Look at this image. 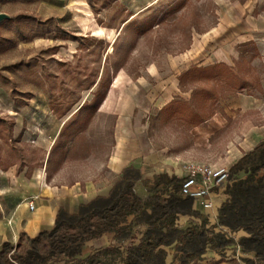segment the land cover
Masks as SVG:
<instances>
[{
	"label": "rangeland",
	"instance_id": "obj_1",
	"mask_svg": "<svg viewBox=\"0 0 264 264\" xmlns=\"http://www.w3.org/2000/svg\"><path fill=\"white\" fill-rule=\"evenodd\" d=\"M0 13V117L13 118L28 103L50 104L54 114L52 131L58 136L52 151L62 159V176L70 183L107 168L119 102L132 97L140 107H146L164 82L173 85L172 81L185 69L219 64L217 60L224 52L235 55L242 49L239 39L243 32L252 31L254 17L264 15V0H0ZM96 27L100 28L99 34H93ZM250 53L251 50L243 52L239 59L250 72L247 80L252 86L262 69H251L247 61ZM115 75L119 82L111 87ZM191 75L178 82L175 98L163 114L157 113L156 106L146 111L150 143L167 152L186 150L196 157L228 165L231 173L225 190L248 176L259 179L264 168L254 175L245 169L233 171L231 166L242 156L228 157L226 150L238 144L235 138L243 129L248 130L243 119L258 122L262 115L253 108L242 114L227 115L222 111L227 123L205 142L203 127L191 131V125L182 119L188 116L186 105L203 113L214 108L220 111V102L213 106L211 98L203 102L206 94L202 88L215 89L220 98L234 90L226 83L221 86L222 81H210L199 73ZM232 80L235 85H242V78ZM103 102L107 103L101 106ZM29 113L35 120L44 117L43 110L25 111L26 117ZM60 119H65V123L58 131ZM248 145L252 142L244 147ZM261 151L256 154V164L264 163V149ZM250 159L243 161L248 164ZM177 184L174 181V196ZM237 199L240 204L241 195L235 194L234 201ZM258 203L260 193L256 191L254 196L244 198L241 213L250 217L251 209ZM187 208L186 201L176 205V210L182 212ZM158 209L155 218L161 213ZM191 211L207 219L205 214ZM174 216L175 211L169 209L162 218L164 224L170 226ZM229 216L234 218L237 214ZM148 218L140 213L137 219L144 224ZM208 229L213 245L219 249L227 247L229 254L224 253L225 257L243 249L239 244L242 236L230 227ZM162 233L166 236L168 229ZM32 238L22 236L17 242H10L8 255H23L27 249L36 248L46 259L40 264L63 263L61 258L47 256L40 247L42 239ZM244 248L260 249V245L248 242ZM134 258L142 260L139 254ZM101 259L100 264L126 262L121 255Z\"/></svg>",
	"mask_w": 264,
	"mask_h": 264
},
{
	"label": "crops",
	"instance_id": "obj_2",
	"mask_svg": "<svg viewBox=\"0 0 264 264\" xmlns=\"http://www.w3.org/2000/svg\"><path fill=\"white\" fill-rule=\"evenodd\" d=\"M252 26V31L243 32L239 46L246 41L257 44L259 54L251 59L247 58V61L252 70L258 67L262 69L258 80L252 86L249 85L247 78L250 72L244 69L239 59L244 56L240 55L241 49L232 56L224 52L217 60L219 64H216L222 73L221 81L234 91L215 101V104L220 102V111L217 108L211 109L214 111L205 115L204 120L197 124L187 121L191 125V131L203 127L204 141L208 142V137L227 123L223 112L227 115L234 112L242 114L247 109H257L262 117L258 122L249 118L246 122L245 119L242 120L244 127L247 125L249 128L237 135L235 139L238 144L235 147L226 150L228 157H240L264 140V15L254 17ZM234 77L238 80L242 78V85H235L232 80ZM178 82V77L172 81L173 85L164 82L152 94L151 103L146 107H140L132 97L119 102L113 124V145L107 154V168L93 177L85 175L70 183L63 179L62 159L52 151L58 136H54L52 131L54 114L50 104L28 103L13 118L0 117V246L5 241L15 243L22 236L35 237L42 230H52L60 211L78 213L83 205L100 197H108L124 172L132 166L139 172V177L133 183V190L142 198H147L150 194L154 196L157 205L162 207L161 213L156 216L159 222L164 220L162 218L169 209L175 211L170 226L159 224L149 227V230L160 233L169 229L168 238L158 242L153 248L154 253L149 262L140 260L137 264H246V257L253 258L255 252L252 249H242L241 252L235 250L225 257L224 253L229 254L227 247L219 249L212 244V237L208 236L209 226L214 229L227 226L220 222L218 215L228 196L225 188L213 192L214 204L206 209L195 200L179 195L177 190V195L172 193L174 184L170 179L172 176L180 177L181 160H211L196 157L186 150L172 153L167 152L164 147H153L146 134V111L151 106H156L157 113L163 114L170 101L175 98L173 94H176L174 89H179ZM192 89L190 88L191 91ZM36 110H43L44 117L35 120L31 113L26 117L25 111ZM64 123L65 119L59 120L58 131ZM248 142H252V145L244 147ZM158 175L159 178L163 177L161 181L155 179ZM30 200L33 208L29 207ZM182 201L188 204L183 212L176 210V205ZM191 210L205 214L207 219H202L201 215ZM146 211L150 213L151 207H147ZM139 215L128 214L126 221L122 222L126 225L123 230L103 232L85 240L80 248V257L100 248L115 246L120 249L121 256L126 258L129 247L137 246L148 229L147 222L141 224L138 221ZM233 232L238 236L248 235L243 228L234 229ZM193 243H196L195 246H192ZM155 257L158 259H153Z\"/></svg>",
	"mask_w": 264,
	"mask_h": 264
},
{
	"label": "trees",
	"instance_id": "obj_3",
	"mask_svg": "<svg viewBox=\"0 0 264 264\" xmlns=\"http://www.w3.org/2000/svg\"><path fill=\"white\" fill-rule=\"evenodd\" d=\"M242 53L251 50L248 59H251L259 54L258 46L253 41H246L241 44ZM193 73H199L201 76L210 81L219 83L222 80V73L216 63L206 65H194L182 71L178 75L179 83L184 81L185 76H192ZM224 86L223 83H220ZM194 92V89H192ZM202 92L206 94V99L203 101L207 103L211 98V103H214L219 97L215 89L207 87L202 88ZM188 116L182 117L185 121L191 124H197L204 120L205 115L214 110L203 113L190 106L186 105ZM264 149V140L258 142L253 149L244 153L240 160L236 161L232 166V170L245 169L251 175L257 174L260 169L264 168V163L255 162L257 152ZM244 158H252L248 164H245ZM139 177V172L136 168L130 166L124 175L121 177L116 185V188L108 197H100L86 205H83L78 213L69 214L65 211H60L57 216L56 224L50 231L42 230L37 236L32 239H42L43 243L40 245L47 252V256H56L63 259L62 264H94L101 263V257L108 255H121L118 247L107 246L97 249L93 253L80 257V248L85 240L99 236L103 232L120 231L126 228L122 222L126 221L128 214H140L149 217L145 222L148 224V229L141 238L137 246L129 247V252L125 260L127 264H134V255L139 254V258L143 262H149L146 258H150L154 253L153 248L158 242L166 240L168 237L156 231L149 230L152 225L156 226L164 224L166 221L159 222L158 218L153 219L157 209L162 207L157 205L154 196L150 194L147 198H142L133 190V183ZM156 180H162L159 175L155 177ZM168 179V177H167ZM170 181L174 184L179 182V177L172 176ZM178 188V184H177ZM177 190V189H176ZM229 197L222 203L220 207L219 220L222 224H226L231 230L243 228L248 232V235L242 236L239 244L243 250L245 243H258L260 249L250 248L254 250L255 256L253 258H245L246 264H263L264 263V174L259 179L253 180L249 176L234 182L231 187L226 190ZM260 193V203L251 209V216H245L241 213L243 210L241 204L245 197L254 196ZM235 194L241 195V203L234 201ZM234 201V202H233ZM151 207V212L147 213L146 208ZM159 210V209H158ZM229 214H234L236 217H231ZM158 221V222H157ZM169 231V229H168ZM227 244V243H225ZM11 243L5 241L0 247V264H40L45 262V258L40 256L36 248H29L21 255H8ZM242 250V249H241ZM140 262V261H138ZM136 263V262H135Z\"/></svg>",
	"mask_w": 264,
	"mask_h": 264
},
{
	"label": "built area",
	"instance_id": "obj_4",
	"mask_svg": "<svg viewBox=\"0 0 264 264\" xmlns=\"http://www.w3.org/2000/svg\"><path fill=\"white\" fill-rule=\"evenodd\" d=\"M181 175L177 192L189 197L202 208H210L214 201L212 194L216 189L225 188L230 180V167L224 163L208 160L183 159L180 161ZM29 207L33 203L29 201Z\"/></svg>",
	"mask_w": 264,
	"mask_h": 264
},
{
	"label": "bare ground",
	"instance_id": "obj_5",
	"mask_svg": "<svg viewBox=\"0 0 264 264\" xmlns=\"http://www.w3.org/2000/svg\"><path fill=\"white\" fill-rule=\"evenodd\" d=\"M0 19H1V13H0ZM100 33V28L96 27L93 31V34H99ZM110 50H112V47H110ZM119 82V76L115 75L113 77V81L111 83V87H114L117 83ZM112 89H110L109 93H111Z\"/></svg>",
	"mask_w": 264,
	"mask_h": 264
}]
</instances>
